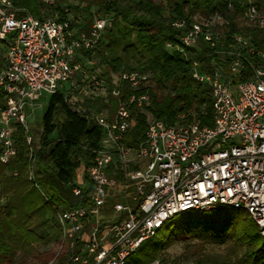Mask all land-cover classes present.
I'll return each mask as SVG.
<instances>
[{"label": "built area", "instance_id": "obj_1", "mask_svg": "<svg viewBox=\"0 0 264 264\" xmlns=\"http://www.w3.org/2000/svg\"><path fill=\"white\" fill-rule=\"evenodd\" d=\"M36 18L11 0H0V163L16 155L14 136L24 131L34 186V136L25 106L56 92L102 137L91 164L76 169L78 186L71 188L85 204L57 214L61 261L56 264H126V259L153 238L168 220L189 211L216 207L243 210L264 236V49L251 36L224 29L228 20L219 5L238 15L246 26L264 25L255 0H213L209 14L189 21H170L178 42L166 48L194 50L190 77L206 86L211 99V126L178 114L171 125L147 112V92L118 101L112 118L108 108L94 110L89 100L108 104L122 83L146 87L149 72L123 71L102 76L96 52L114 16L97 14L85 24L72 13L83 2L38 0ZM132 106L146 116L143 140L136 146L123 139L133 117ZM149 111V110H148ZM120 174L119 178L117 174ZM16 174V173H15ZM148 264H160V258Z\"/></svg>", "mask_w": 264, "mask_h": 264}, {"label": "trees", "instance_id": "obj_2", "mask_svg": "<svg viewBox=\"0 0 264 264\" xmlns=\"http://www.w3.org/2000/svg\"><path fill=\"white\" fill-rule=\"evenodd\" d=\"M11 1L15 7L26 9L36 18L42 17V10L47 13L53 9L42 6L38 0ZM212 1L166 0L165 3L169 5L166 12L165 4L156 0H98L101 14L114 16L113 27L104 34L96 52V56L105 61L102 75L108 79L110 74L139 71L149 72L151 78L146 87L136 89L122 83L119 95L112 96L108 104L97 106L89 100L86 105L96 107L94 110L97 111L106 107L112 112L118 101L130 94L147 92L150 97L147 109L165 124L171 125L178 114H185L189 121L211 126L212 107L208 88L195 83L190 77L191 59H200V55L187 49V58L179 51L167 49L166 44L178 42L179 32L170 25L172 19L185 18L189 21L197 13L207 15L211 11ZM262 1L255 0L258 7ZM58 8L61 9L59 4ZM219 10L228 20L224 29L251 36L252 42L264 49V25L239 28L235 24L238 2H235L233 12L223 4L219 5ZM110 37L119 40L122 45L119 55L107 58L103 47ZM158 92L164 94L159 96ZM132 113L130 128L123 141L129 146H136L143 140L147 122L139 108L132 106ZM101 137V128L75 111L61 92L51 94L42 115L41 133L38 140L34 139L32 171L38 185L34 186L27 177L31 164L29 148L24 131L18 126L14 136L16 155L9 163L1 164L0 192L9 195L0 206L1 254L14 253L15 249L9 244L11 242L18 246L38 243L40 236L30 227L31 214L36 209L44 207L46 221L58 227L57 214L60 211L85 204V199L73 195L71 188L78 186L76 169L82 164L87 166L92 163ZM117 175L121 177L119 173ZM189 212L183 213L181 223L176 225L169 220L159 228L151 238L152 248L146 253L142 264L157 258V254L169 248L177 237L218 245L233 242L244 248L243 255L234 264H264V236L259 234L248 213L246 215L243 210L219 206L206 211L205 215ZM4 238L9 242H5ZM160 264L165 263L160 259ZM169 264L177 263L172 261Z\"/></svg>", "mask_w": 264, "mask_h": 264}, {"label": "rangeland", "instance_id": "obj_3", "mask_svg": "<svg viewBox=\"0 0 264 264\" xmlns=\"http://www.w3.org/2000/svg\"><path fill=\"white\" fill-rule=\"evenodd\" d=\"M69 1L70 0H57V4H65ZM90 1L92 2L91 5L88 4ZM97 1L80 0V2L86 4V7H83L81 10L83 16L86 18L85 22L90 20L92 16L102 13L100 11V4ZM159 1L165 4L166 12L169 11V5L165 3L166 0H156V2ZM259 8L264 16V0L261 2ZM72 13L77 15L78 12L76 9H72ZM199 15L201 16L204 14H196V16ZM234 22L239 28L246 26V24L238 15L234 16ZM106 43L107 44H105L103 47V52L107 54L105 55L107 58L120 54L122 44L119 40L110 37L109 39L107 38ZM97 59L100 61V70L102 69L101 66H105V61H102L100 57H97ZM104 72L105 71L103 68L101 74ZM163 94L164 93L161 92L159 96H162ZM41 101L42 109L36 111V113L32 115L39 116L37 122L46 109L47 97H44V99ZM147 112L150 111L147 110ZM28 123L30 127L36 125L34 124L35 118L32 122L29 121ZM6 195L7 194L0 192V206L6 202ZM225 211L230 210L225 209ZM189 213L205 215L207 212L190 211ZM245 214L247 215V213ZM183 217V214H179L171 220H173L177 225L182 222ZM30 227L36 234L40 236L38 243H24L19 246L15 243L12 244V242L9 243L15 249L14 253H0V264H56L57 262L61 261L62 257L59 255L60 244L58 241L59 230L53 225L52 222L46 221L44 216V207H40L32 212ZM152 239L145 241L137 251L127 257L126 264H142L143 260L146 258V253L152 248ZM4 241L9 242L7 238H4ZM243 250L244 248L242 246L236 245L233 242H229L225 245H218L212 243H202L197 239H184L183 237H177L176 241L166 250L159 252L157 257H159L162 263L164 262L165 264H169L172 261L176 262L177 264H234V261L240 259L243 255Z\"/></svg>", "mask_w": 264, "mask_h": 264}, {"label": "crops", "instance_id": "obj_4", "mask_svg": "<svg viewBox=\"0 0 264 264\" xmlns=\"http://www.w3.org/2000/svg\"><path fill=\"white\" fill-rule=\"evenodd\" d=\"M70 1H73V0H70ZM78 1H80V0H77V1H73V3H76V2H78ZM59 5H61V4H59ZM72 9H76L77 10V14H79L81 17H82V20H83V22L86 24H88L89 22H90V20H88L87 22H85V17L83 16V14H82V12H81V10H79L78 8H77V6H75V5H73L72 6ZM44 97H47V102H48V99H49V95H41V96H39V98L37 99V100H33V101H29V102H27V104H26V106H25V111H26V114H27V121L29 122V121H33L34 120V118H35V123L34 124H36V125H34L33 127H30V132H31V134L34 136V139L35 140H38V137H39V135H40V133H41V119H42V116H41V118L38 120V122H37V119H38V117L39 116H32L34 113H36V111H38V110H40V109H42V101L41 100H43L44 99ZM91 102H95V104L97 105V106H99V105H101L103 102H101V101H99V100H92ZM86 104H87V102H86ZM104 104V103H103ZM85 106H87V105H85ZM46 107H47V104H46ZM87 107H91V105H88ZM91 108H93V109H96V107L94 108V107H91ZM103 109H106V107L105 108H101V110H103ZM44 113V112H43ZM113 111L112 112H109V115H110V117L112 118L113 116H111V115H113ZM38 123V124H37ZM29 124V123H28ZM30 126V125H29ZM0 165H1V163H0ZM6 197V199L9 197V195H6L5 196Z\"/></svg>", "mask_w": 264, "mask_h": 264}]
</instances>
